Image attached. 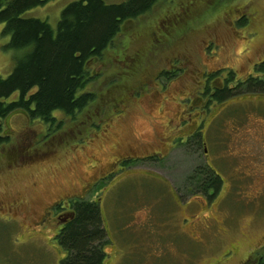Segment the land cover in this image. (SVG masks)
<instances>
[{"label": "rangeland", "instance_id": "rangeland-1", "mask_svg": "<svg viewBox=\"0 0 264 264\" xmlns=\"http://www.w3.org/2000/svg\"><path fill=\"white\" fill-rule=\"evenodd\" d=\"M72 1L50 0L21 16L47 20L55 28L61 10ZM3 25L0 75L5 77L18 52L7 48ZM120 30L104 57L89 62L91 71L100 74L86 88L96 87L97 105L73 122L66 120L62 134L38 143L43 134L40 123L22 114L8 119L4 133L12 135L0 146V264H59L65 251L50 237L56 228L54 206L44 221L34 225L31 220L40 219L49 204L72 193L76 194L61 200L63 206L79 196L99 203L107 237L102 264H253L254 256L264 254V94L241 93L210 110H201L203 104L188 109L193 102L181 99L182 115L188 114V119L180 130L190 132L199 119L202 131L207 127L209 166L222 178V187L227 179L232 182L228 191L208 198L189 179L195 170L206 169L204 144L191 140L166 149L155 143L163 121L172 113L178 115L177 105L169 100L162 106H175L167 116L152 100L159 91L152 83L136 100L123 82L133 88L177 61L182 74L154 86L165 87L164 94L179 91L187 98L202 89L206 73L220 70L225 77L232 69L238 78L253 75L255 65L264 62V0H158ZM118 67L125 74L109 86L122 73ZM105 95L119 98L121 108L129 102L128 116L111 120L124 111L110 108ZM126 95L127 103L121 102ZM105 115L110 119L106 137L90 138L86 145L76 141ZM142 133L148 136L149 152L162 151L160 159L136 162L130 171L119 163L107 181L97 180L84 194L77 193L96 176L92 157L107 166L125 147H134V137Z\"/></svg>", "mask_w": 264, "mask_h": 264}, {"label": "trees", "instance_id": "trees-1", "mask_svg": "<svg viewBox=\"0 0 264 264\" xmlns=\"http://www.w3.org/2000/svg\"><path fill=\"white\" fill-rule=\"evenodd\" d=\"M48 1L0 0L2 33L9 37L7 48L18 52L10 73L5 77L0 75V146L8 140L2 134L1 123L10 113H21L28 121L40 123L43 134L37 142L41 143L50 141L54 133L62 134L67 121H75L78 114L97 105L96 87L86 90L100 75L91 71L90 60L102 59L123 23L147 12L158 0H126L116 4L104 0H75L61 10L55 28L47 20L21 16L26 10ZM178 65L175 61V65H171L173 71L164 68L161 75L169 81L175 79L178 73L182 74ZM255 67L253 75L241 80L232 69L222 82L217 81L222 76L220 70L206 73L204 85L198 90L203 97L207 96V106L241 93L264 94V62ZM118 71L122 73L114 77L109 86L125 74L119 67ZM126 84L123 82L124 89ZM14 94L16 96L9 99ZM103 97L110 99V108L114 106L113 100L119 99ZM197 137L196 142H199L200 133ZM205 168L195 170L189 179L197 190L211 198L217 195L220 179L212 169ZM70 203L73 217L57 235V243L65 251L59 264H102L107 237L98 201L75 197ZM252 261L264 264V255L254 256Z\"/></svg>", "mask_w": 264, "mask_h": 264}, {"label": "flooded vegetation", "instance_id": "flooded-vegetation-1", "mask_svg": "<svg viewBox=\"0 0 264 264\" xmlns=\"http://www.w3.org/2000/svg\"><path fill=\"white\" fill-rule=\"evenodd\" d=\"M164 69V68H163ZM161 69V73L155 76H153L152 78H150V76L147 77L146 80H142L140 81L139 83H137V85L135 87L132 88L131 85H127L126 84V90H129V89H132V97L133 99H139V98H142L144 97V94L148 91V89L150 88L151 86V83H152V87L156 88V89H159V91L157 90L156 94H154L152 96V100H155L157 101V105L158 107H162L164 104L170 102L169 100H173V102L175 103V106L177 105V112H178V115L175 113V116L174 113H172V116L168 117L165 121H163L162 123V129L160 130V134L159 136L157 137L158 139L156 140V145L159 144V145H162V144H165L166 146V149L167 147H171V145L173 144H178V143H182L183 145H187L188 141H191V140H195L197 141L198 137H197V134L200 133L201 135V140L199 141L200 143H203L204 144V155L206 157L205 159V166L206 167H209L211 169V167L209 166V163L208 161L211 160V154L207 151V127L205 126V128L203 129L205 131V137H204V131H202V126H204L203 123H200L199 119H198V122L196 121H193L195 123V125H193L192 129L190 130V132H183L181 129V127L184 125L185 121L188 119L186 116L184 117L182 114V108L184 107L182 102H181V99L183 102L187 103V99L189 100V103L190 102H193V106L189 107L188 109H191L192 107H194L195 105L198 107L200 106L201 104H203L204 106L202 107L201 110H210V109H213V105H218L219 103L221 102H224L225 100L221 101V102H215V103H212L210 106H207V102H206V99H207V96H202V91H199V92H196L198 90L195 91V94L194 92L188 94L189 96L186 98H182V96H185L187 94H182V96L179 95V91H174V92H171V94L169 93H165L164 94V91L163 89H160V87H156L154 85L157 84V82H162L160 81L161 79H164L165 77L162 74V70ZM169 71H173V68H169L168 69ZM218 71V70H217ZM215 72V71H214ZM220 77V76H219ZM129 78V77H128ZM155 79V80H154ZM174 79V78H173ZM224 79L223 75L219 78V82H222ZM240 79H244V78H240ZM154 80V82H153ZM128 82V81H127ZM144 84H147L146 88L147 89H143L142 86ZM140 89H143V90H140ZM128 93V91H127ZM249 95H252V94H259V93H248ZM263 94V93H262ZM246 95V94H244ZM129 96L127 97L126 95V98L124 99V101H121V102H125L127 103V101L129 100ZM116 100H119V99H114L113 101V109H116V110H123L124 113L122 114H119L117 116H112L110 117L111 120H114L112 118H115L118 119V118H125L128 116V111H129V107H130V104L128 106V103L125 104L122 108L119 107V105L116 103ZM149 104H154L152 103H149ZM133 105V104H132ZM139 106L141 107L142 105L140 104V102H135V105L134 106ZM136 106V107H137ZM175 106L170 109L168 107L166 108H160L162 113L163 114H168L171 113V111L174 110ZM184 109V108H183ZM186 109V110H188ZM186 112V111H185ZM15 114H21V113H17V112H13V113H10L4 120H3V124H2V134L6 137H11V133H4V129L8 130V119L12 116V115H15ZM218 114V113H217ZM217 114H215L213 116V119L217 116ZM23 115V114H22ZM100 114L98 113L97 116H99ZM94 117V118H96ZM94 118L91 120L93 121ZM186 118V119H185ZM110 119L109 117H106V115L102 118V117H99V121L98 122H95L94 125L90 126V128L88 129L89 131L86 132V134L82 135L79 137V139H77L76 141H80V142H84L85 145L88 143V139L90 138H93L94 137H100L101 135H103L102 137H106L105 134L106 132L108 131V126L110 125ZM168 123H171L170 125H173L172 127V132H170V134H168L166 132V129H167V124ZM11 134V135H10ZM179 135V138H176L177 136ZM148 136L145 134V133H142V135H136V137H134L133 141H134V147L132 146H127L125 147L123 150V152L121 153H117L116 155L113 156V159L111 161H109L108 165L107 166H103L101 165V163L94 157H92L90 159V161L92 162L91 164V168H94L95 171H96V176L93 177L90 181L86 182L84 184V187L83 190L81 192H77L78 194H84L86 188H90V186L93 184V183H96L98 182L99 180H101L102 182H105L107 181V179L111 176H113L111 173H112V169L116 167V165H118L120 163L121 167L123 169H128V171H130L131 167H132V164L136 163V162H141V161H144V160H147V159H160V157L163 156V154L161 153L162 151L161 150H153L152 152H149V146H148ZM75 141V140H74ZM141 143V146H138L137 144H140ZM80 145V144H79ZM82 146V145H81ZM79 146V147H81ZM84 146V145H83ZM168 151V150H167ZM154 152H159V153H154ZM159 155V157H157V155ZM207 154H209V157L206 156ZM9 156V155H8ZM15 155L14 154H11V161L12 162H15L16 159H15ZM209 158V159H208ZM208 159V160H207ZM214 173L216 174V172L214 171ZM219 176V179H220V183H219V187H218V191H217V194L219 193H223V192H226L229 190V188L232 187V182L229 181V179L226 180V187H222L223 186V180L222 178L220 177L219 174H216ZM98 180V181H97ZM210 190L212 191V188H210ZM201 193V192H200ZM76 193H72L70 195H66V196H61L60 198L56 199L55 201H53L51 204H49L47 206V208L44 210V212L41 214L40 216V219H33L31 220L32 223H34V225H36L38 222H42L45 220V216L46 215H49L50 212V208L54 206L55 210H56V214L53 216V222H54V225H55V230L53 231L52 235L50 236L51 239H56L57 240V235L58 233L61 231V229L63 228L64 224L68 221V220H71L72 217H73V214H74V211H73V208L71 207V203L68 202V204L66 205H62L61 200L62 199H65L66 197L68 196H74ZM80 197V196H79ZM207 197V196H206ZM75 197L71 198V199H74ZM5 205V204H4ZM6 206V205H5ZM9 208V207H8ZM5 212H9L10 211L7 209ZM61 252V251H60ZM62 254V253H61ZM64 255V253H63ZM260 255H264V254H260ZM259 255V256H260Z\"/></svg>", "mask_w": 264, "mask_h": 264}]
</instances>
